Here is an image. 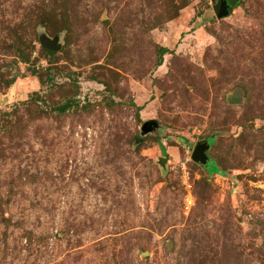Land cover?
Segmentation results:
<instances>
[{
	"label": "rangeland",
	"instance_id": "374dc122",
	"mask_svg": "<svg viewBox=\"0 0 264 264\" xmlns=\"http://www.w3.org/2000/svg\"><path fill=\"white\" fill-rule=\"evenodd\" d=\"M219 1L0 0V264H264V0Z\"/></svg>",
	"mask_w": 264,
	"mask_h": 264
},
{
	"label": "water",
	"instance_id": "95a60500",
	"mask_svg": "<svg viewBox=\"0 0 264 264\" xmlns=\"http://www.w3.org/2000/svg\"><path fill=\"white\" fill-rule=\"evenodd\" d=\"M228 4L225 1L220 0L217 7L215 8V15L217 18H225L229 15ZM40 46L44 50H48L51 52H55L59 50V47L56 45V41L51 40H43L40 41ZM147 125H144V129ZM210 150V144L208 142H203L195 145L191 159L198 163L199 165L205 167L209 161V157L207 155Z\"/></svg>",
	"mask_w": 264,
	"mask_h": 264
},
{
	"label": "trees",
	"instance_id": "16d2710c",
	"mask_svg": "<svg viewBox=\"0 0 264 264\" xmlns=\"http://www.w3.org/2000/svg\"><path fill=\"white\" fill-rule=\"evenodd\" d=\"M44 53H47L48 55H53L54 53L48 50H43ZM167 53L166 49L160 48L158 50V62L157 65L160 66L162 64V58ZM72 107V104L70 102H65L63 105L56 108V112L58 114H64L67 110H69ZM213 141L210 140L209 143L211 144ZM214 165V163H212ZM217 167V166H216Z\"/></svg>",
	"mask_w": 264,
	"mask_h": 264
}]
</instances>
